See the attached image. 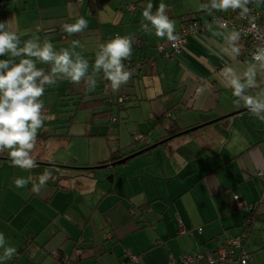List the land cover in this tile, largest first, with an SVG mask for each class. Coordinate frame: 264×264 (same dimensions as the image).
<instances>
[{
  "label": "crops",
  "instance_id": "0c3cea01",
  "mask_svg": "<svg viewBox=\"0 0 264 264\" xmlns=\"http://www.w3.org/2000/svg\"><path fill=\"white\" fill-rule=\"evenodd\" d=\"M165 1L152 0L153 10ZM147 2L132 4V11L131 3L107 6L97 16L86 0L1 4L0 22L12 19L22 41L36 33L57 50L79 41L90 64L98 44L117 33L143 44H133L125 64L134 74L117 92L105 89L102 73L92 91L83 81L68 80L46 88L45 114H56L48 107L56 95L60 117L47 119L38 132L37 167L21 170L0 154V232L17 248L4 264H168L170 257L223 248L251 212L258 216L244 247L249 264H264V181L257 176L264 172V122L243 104L237 107L219 79L226 63L243 70L250 60L234 62L220 51L223 37L214 35L220 30L199 9L208 0H199L196 11L169 9L176 32L190 21L204 29L187 39L182 55L161 58L156 46L167 38L141 28ZM249 7L264 15V5ZM80 16L88 28L69 36L62 25ZM80 113H87V123L76 119ZM136 134L149 138L147 151L132 153ZM133 154L138 155L117 164ZM46 168L53 169L52 178L41 194L31 191L32 182L15 186L16 178L35 181ZM234 195L248 208H235Z\"/></svg>",
  "mask_w": 264,
  "mask_h": 264
},
{
  "label": "clouds",
  "instance_id": "9594fccd",
  "mask_svg": "<svg viewBox=\"0 0 264 264\" xmlns=\"http://www.w3.org/2000/svg\"><path fill=\"white\" fill-rule=\"evenodd\" d=\"M264 5V0H208L199 5V9L208 15L214 11L238 12L241 19L251 18L255 28V16H250L249 5ZM141 28L152 32L158 38H167L175 43L180 39L176 33L175 21L168 15L167 5L160 3L153 11L149 2L142 12ZM220 31L214 33L223 37L224 45L220 51L234 62L242 55V30L235 26L230 31L229 24L220 17H213ZM89 21L80 16L74 23L62 25L63 31L69 36L84 32ZM211 27V25H209ZM39 30L37 29V32ZM134 38L131 35L115 34L107 41L98 44L94 63L83 55L84 46L73 41L71 48L57 50L50 38L43 41L36 33L30 39L22 41L20 34L14 30L12 19L0 22V154L7 153L12 166L21 170L31 171L37 167L35 146L40 129L43 128L48 116L45 114L44 100L46 88L55 86L60 80H68L79 85L82 81L88 90H95L96 77L103 74L110 82L113 92L127 85L133 77L134 69H129L125 61L132 54ZM80 48L81 51L76 49ZM7 57V58H4ZM39 64L49 65V69L38 67ZM219 79L225 87L232 90L237 107L243 104L248 111L264 122V44L258 45L251 53V60L246 62L243 70L236 64H225L220 70ZM205 89L198 88L201 93ZM53 169L46 168L33 181L31 176L18 177L14 183L17 188H24L32 182L31 191L37 195L46 188L52 178ZM0 264L11 260L17 254V248L0 232ZM33 251V257L36 254Z\"/></svg>",
  "mask_w": 264,
  "mask_h": 264
},
{
  "label": "built area",
  "instance_id": "2783aa9c",
  "mask_svg": "<svg viewBox=\"0 0 264 264\" xmlns=\"http://www.w3.org/2000/svg\"><path fill=\"white\" fill-rule=\"evenodd\" d=\"M250 16H255V25L252 27L251 18L241 19L238 12L229 10L226 16L212 15V22L214 23L213 17H220L226 20L229 24V28L232 29L235 26L237 29L242 30L241 44L243 45L242 55L238 57V60L246 61L251 60V53L255 51L256 46L264 44V15L259 12L251 11ZM215 24V23H214ZM203 26L197 22L185 23L180 27V30L176 33L179 34L180 39L175 43L170 42L168 47H160L159 53L163 58L169 59L182 55V50L187 42V39L192 36H198L203 31ZM135 46H140L141 43L137 40L134 42ZM103 76V74H102ZM104 87L107 91L113 92L111 89L110 82L107 81L103 76ZM133 141L138 143L140 146L150 145V140L143 134H136ZM257 176L264 181V172H258ZM233 206L237 209L248 208L246 203L238 195H234L232 198ZM260 206L264 204V195L259 201ZM254 219V216L249 218ZM249 222V221H248ZM247 222V223H248ZM105 237H109L108 234ZM245 236L236 239H229L223 249L219 250L215 254L211 252H205L204 254L195 253L191 255H183L178 260L170 257L168 264H247L249 260L248 255L242 248ZM233 249H240L237 255L233 254ZM133 262H140V257L128 256Z\"/></svg>",
  "mask_w": 264,
  "mask_h": 264
},
{
  "label": "trees",
  "instance_id": "16d2710c",
  "mask_svg": "<svg viewBox=\"0 0 264 264\" xmlns=\"http://www.w3.org/2000/svg\"><path fill=\"white\" fill-rule=\"evenodd\" d=\"M18 1H27V0H0V4H2V3H9V2H18ZM114 1H117V0H86V4H87V8H88V10H89V12H90V14L92 15V16H97L101 11H103L107 6H109L111 3H113ZM120 1H122V2H125V3H131V5H129V6H127V10L128 11H132L133 9H134V6H132V4L133 5H137L138 3H140V2H142V1H144V0H139V1H137V2H133L132 3V1L131 0H120ZM191 22V21H190ZM185 24V23H184ZM183 25V24H182ZM134 41H137V39H134ZM139 41V40H138ZM140 42V41H139ZM140 43H142V42H140ZM169 41L167 40V42H166V44L165 43H160V44H158L157 46H156V52L159 54V56L161 57V58H163V56L159 53V48L160 47H168V45H169ZM143 47V44H141L138 48H142ZM163 59H166V58H163ZM170 59V58H169ZM172 137V136H171ZM133 143H134V145L136 146L135 148L136 149H134V151L132 152V153H136V152H138V151H142V152H145V151H147V149L151 146V145H148V146H140L138 143H136V142H134L133 141ZM233 204V203H232ZM252 206H254V205H252ZM235 207V206H234ZM244 209V208H243ZM250 210V209H249ZM255 209H253L252 208V210L251 211H254ZM252 216H254V219H252V220H250L249 218L250 217H252ZM257 216H258V213L257 212H251V213H249V215L248 216H246L245 217V219H244V222H243V225H242V227H241V233H239L238 235H236V236H229L228 238H226V240L224 241V246H223V248L225 247V245H226V242L229 240V239H236V238H241L242 236H245V241L243 242V246H242V248L241 249H243L244 251H245V253L248 255V258H249V260L247 261V264H249V262H250V256H249V254L246 252V250H245V247H244V245H245V242H246V240H247V238L249 237V235H250V233H251V224L253 223V221H255V219L257 218ZM249 221V222H248ZM248 222V223H247ZM223 248H221V249H223ZM221 249H218L217 251H215V252H211L212 254H215L216 252H218L219 250H221ZM239 251H240V249H233V254H235V255H237V253H239ZM207 252H209V251H207ZM196 253H200V254H204L205 252H203V253H201V252H196Z\"/></svg>",
  "mask_w": 264,
  "mask_h": 264
},
{
  "label": "rangeland",
  "instance_id": "374dc122",
  "mask_svg": "<svg viewBox=\"0 0 264 264\" xmlns=\"http://www.w3.org/2000/svg\"><path fill=\"white\" fill-rule=\"evenodd\" d=\"M131 1H132V3L133 2L135 3L139 0H131ZM163 1H165V0H162V2ZM149 2H152V0H148V2L145 4H148ZM198 2H199V0H166L164 3L167 5L168 14H169V9H172L174 14H179V12H177V10L178 11L181 10V12L196 11L198 9L197 5H199ZM125 4L126 3L121 4L120 0H117V1H114L113 3H111L109 5V8L115 9V7H120V8L124 9ZM139 5H141V4L139 3ZM158 5H159V3H158ZM158 5L154 6L155 9H156V7H158ZM1 6L2 5L0 4V14H3V10L1 9ZM138 11L141 12V10H138ZM153 11H155V10H153ZM213 13H215V11ZM104 31H106V29H104ZM119 33H121V31ZM54 46H56V45H54ZM158 56H159V54H158ZM158 58H160V57H158ZM54 99L55 100L53 102L51 99H50V101H48V104H49L48 107L52 108L51 111L53 113L56 112V114L50 115L48 120H50L53 117H60V113H59L60 110L58 109V105H59L61 99L58 98L56 95H54ZM76 119H78L81 122H86V123L89 121L87 113L78 114ZM51 123H55L54 120H52ZM111 143H112V141H109V146H111ZM85 148L88 149V147L86 145H85ZM107 148L112 149V150L114 149L112 147H107ZM47 152H49V150ZM55 184L58 185V181H55ZM178 259H176V260H178Z\"/></svg>",
  "mask_w": 264,
  "mask_h": 264
},
{
  "label": "water",
  "instance_id": "95a60500",
  "mask_svg": "<svg viewBox=\"0 0 264 264\" xmlns=\"http://www.w3.org/2000/svg\"><path fill=\"white\" fill-rule=\"evenodd\" d=\"M193 130H195V129H193ZM185 133H187V132H185ZM154 147H155V146H153V148H154ZM136 155H138V154H133V155H131V156H129V157H127V158L121 160V161L118 162L117 164H123V163H125L127 160L133 158V157L136 156Z\"/></svg>",
  "mask_w": 264,
  "mask_h": 264
}]
</instances>
